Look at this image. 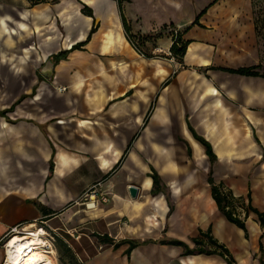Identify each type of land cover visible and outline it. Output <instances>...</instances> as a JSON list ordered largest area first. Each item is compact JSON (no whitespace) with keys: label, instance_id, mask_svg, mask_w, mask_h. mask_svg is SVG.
I'll return each instance as SVG.
<instances>
[{"label":"crops","instance_id":"obj_1","mask_svg":"<svg viewBox=\"0 0 264 264\" xmlns=\"http://www.w3.org/2000/svg\"><path fill=\"white\" fill-rule=\"evenodd\" d=\"M38 5L0 1V236L43 221L75 237L80 264H264V66L250 1L59 0V22ZM174 31L183 56H160ZM252 65L258 74L229 70ZM210 175L239 198L245 228L218 208ZM99 177L109 200L83 202L73 223L85 178ZM128 241L140 244L127 252Z\"/></svg>","mask_w":264,"mask_h":264},{"label":"trees","instance_id":"obj_2","mask_svg":"<svg viewBox=\"0 0 264 264\" xmlns=\"http://www.w3.org/2000/svg\"><path fill=\"white\" fill-rule=\"evenodd\" d=\"M27 1L29 2L30 5H36V4H40V3H56L59 0H27ZM256 7H257L256 0H251L253 28H254L255 34L258 35L259 33H261V30H264V22L258 18V16H257L258 11H257ZM81 11L87 15H92V10L86 4H83ZM204 11H205V9H203L196 16V18L193 20L192 24H200L199 17L201 16V14ZM125 29H126V31H128L127 27ZM93 30H94V28H92L90 30L88 37L90 36V34L92 33ZM172 39H173V42H172L171 49H170L171 53H173L174 55H179L180 57H182L184 54V51L186 49V46L188 44V40H182L181 37L177 34V32L175 34L172 32ZM81 44H83V42L75 44L72 47H77V46H80ZM64 54H65V51L60 52L55 56H56V58H60V56H63ZM256 66L257 65L243 66V67H239V68H235V69L231 68L229 70L234 71V72H238V73H243V74H258V72L256 70H254V68ZM262 74H264V73H262ZM194 135L205 146L206 154L209 156L210 160H213L216 157V155L212 149L211 143L208 142L204 137L195 133V131H194ZM120 161H121V159H120ZM51 165H52V161H51ZM51 165H50V167H51ZM150 176L152 177L151 191L153 193H156L160 190H163L164 185L161 184L160 176L153 167H151ZM208 181L211 184L213 197L217 203L218 208L225 214V216L228 218V220L236 223L240 227L245 228L244 222L234 212L235 211V204L239 200V198L234 197L229 192L223 191L222 187L220 185H216L214 183L211 175L208 176ZM257 213H258L260 222L264 225V211H262V212L257 211ZM203 235L207 236L208 240L212 244H216L217 246H219L221 248L220 249L221 254L225 255V257L231 262V259L229 258L228 250L225 247H223V245L216 243V240L213 239L212 236L208 232L204 233ZM103 239L109 240L107 237H103ZM194 241L196 244L200 243V241L197 238H194ZM128 242H129V247L127 248V252H129L133 247L140 244V241H128ZM167 242L173 243V244L184 245L185 251L188 253H190L194 250V248H189L181 240L170 239V240H167ZM200 250L205 251V252H213L212 250H205V249H200Z\"/></svg>","mask_w":264,"mask_h":264},{"label":"rangeland","instance_id":"obj_3","mask_svg":"<svg viewBox=\"0 0 264 264\" xmlns=\"http://www.w3.org/2000/svg\"><path fill=\"white\" fill-rule=\"evenodd\" d=\"M8 5H12V6H24V7H34L33 5H30L29 2H27L26 0H0ZM68 1V0H67ZM74 2V0H72ZM250 4H251V0ZM257 3V16L260 20H262L264 22V0H256ZM41 5H38L37 8L40 7H47L48 9L51 10L52 12V16L53 19L55 20V17H58L60 15V10L57 8V6H53V4L55 3H40ZM234 10H241V9H234ZM243 10V9H242ZM59 19V18H58ZM55 22H59L56 21ZM237 23L238 26H241V29L244 30V32H247L248 30H250V26L248 23V20H239V21H227V20H222V21H218V25L222 26L225 25L227 26V24H233ZM253 23V21H252ZM63 30V28H62ZM255 33V32H254ZM253 42L256 45L257 49H258V54H259V59L261 62V65L264 66V30H261V33H259L258 35L254 34V38H253ZM138 48L143 52V48H141L138 44H137ZM145 56H152V54L147 53V52H143ZM169 56L172 57L174 56L175 59H180L179 55H174L173 53L167 54V53H162L160 54V56ZM140 143H130V147L127 151V154L124 155L123 160L121 162V165H117L115 166V168L111 171V174H114L118 168L120 166H122L124 164V162L127 160L128 156L130 155V153L132 152L133 149L139 148L138 145ZM146 162L149 160L147 158H145ZM84 182L88 185L85 190L84 193L82 195V197L80 199H78V203L80 204H75L74 207H72L73 210L78 209L81 212L78 213L77 215H75L71 221H73V223H76V221H79L80 217L82 216L81 213H84L82 211L83 208H85V204L83 202H87L88 201V190L89 189H96V190H102L105 186V182L106 180L103 179L102 177H99L98 179H95L93 181L88 180L87 178H85ZM39 223H37L36 225L38 226ZM14 227V226H13ZM22 225L18 226V229L21 230V233L26 232L27 230H23ZM11 228H7V230L0 236V264H3L5 261V255H4V242L5 240L9 237V235L12 234L11 232ZM72 228V227H71ZM34 229V228H33ZM64 238H66V240H64L61 235L59 236H55V240H54V245L57 249V253H56V261L57 264H80L79 260H78V254L81 251V246L80 244L77 242V240L75 239V237L71 236L68 232H64L62 230H57ZM82 257V256H81Z\"/></svg>","mask_w":264,"mask_h":264},{"label":"bare ground","instance_id":"obj_4","mask_svg":"<svg viewBox=\"0 0 264 264\" xmlns=\"http://www.w3.org/2000/svg\"><path fill=\"white\" fill-rule=\"evenodd\" d=\"M11 43V42H10ZM36 223L24 224L30 235L14 232L4 242L3 264H57V249L53 243L36 230Z\"/></svg>","mask_w":264,"mask_h":264},{"label":"built area","instance_id":"obj_5","mask_svg":"<svg viewBox=\"0 0 264 264\" xmlns=\"http://www.w3.org/2000/svg\"><path fill=\"white\" fill-rule=\"evenodd\" d=\"M175 33H176V31H174V34ZM127 38L130 41V43L132 44V46L139 52V54L141 56H145L144 53L138 48L136 41L131 36L127 35ZM172 58H173V56H172ZM60 88L63 89V87H60ZM222 190L227 192L225 189H222ZM87 195H88V202H92V204H94V205H96L99 202H107L109 200L108 193L104 190H101V189L100 190L89 189ZM38 223L39 224H38L37 228H35V227H33V228H35L36 230H40L41 231L40 234L43 237H45L47 240H49L51 243H53L55 240V236L59 235L57 230L54 228H51L48 224H46L43 221H39ZM18 226H19V224L12 227L11 232L12 233L16 232L18 229ZM23 227H24V225H22L21 228L23 229ZM27 231H29V230H27ZM27 231L24 233L30 235V233ZM17 232H21V230L18 229Z\"/></svg>","mask_w":264,"mask_h":264},{"label":"water","instance_id":"obj_6","mask_svg":"<svg viewBox=\"0 0 264 264\" xmlns=\"http://www.w3.org/2000/svg\"><path fill=\"white\" fill-rule=\"evenodd\" d=\"M48 63H50V61ZM128 189H129V192H130V195L131 196L135 197L137 195L138 188H137L136 185L130 184L129 187H128Z\"/></svg>","mask_w":264,"mask_h":264}]
</instances>
